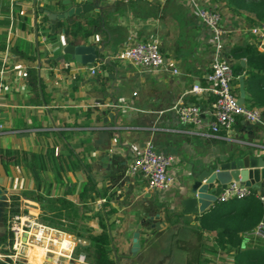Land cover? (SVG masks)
<instances>
[{
    "label": "crops",
    "instance_id": "crops-1",
    "mask_svg": "<svg viewBox=\"0 0 264 264\" xmlns=\"http://www.w3.org/2000/svg\"><path fill=\"white\" fill-rule=\"evenodd\" d=\"M63 1L0 0V150L1 158L5 160L2 163L8 164L6 170L0 163V180L7 183L8 192L11 185H17L23 208L29 211V207L32 218L42 222L39 203L26 195L36 186L29 171V161L32 154L46 156L53 150V158L60 162L59 167L49 165L46 172L49 182L54 184L53 191L77 202L85 210L84 214L88 216L86 223L93 228L94 234L102 231L99 213L106 215L110 207L117 210L106 216L109 218L107 222L113 223V229L109 230L112 238L116 237L115 229L124 222H134L137 228L144 218L155 216L152 215L154 206L159 210L161 222L166 223L164 218L169 209L179 215L182 226L187 219L193 226L198 224V214H182L181 202L189 196L186 192L188 175L203 160L216 157L224 160L236 151L237 147L218 150V143L238 146L244 141L246 145L248 140L255 139L257 129V124L250 122L248 125L247 120L239 117L233 137L241 139V142L209 137L203 135L208 131L207 127L199 130L196 125H185L173 109L179 100H183L202 108L204 122L211 119L209 110L213 101L209 102L210 96L191 92L194 85H206L212 58L209 29L203 26L187 0H169L164 4L149 0L127 3L109 0L106 8L110 12L106 23L109 32L96 21V14L90 18L58 20L53 29L46 11L64 12L67 6ZM197 1L201 6L225 13L223 17L228 24L230 19H234L230 16L232 12L224 8L223 0ZM236 18L234 21H242ZM75 25H80L81 30L90 34L75 37ZM240 26L232 32V44L229 46L236 76L235 94L239 96V76H244L246 106L259 108L264 113V106L250 103L251 90L264 85V73L261 72L256 80L251 77L248 59L237 57L246 45L257 46V40L248 33L245 23ZM62 34L66 45L60 42ZM130 37L132 41L158 38L162 53L178 72L171 69L149 75L141 73L130 63L115 60L114 55ZM69 44L104 47L102 54L111 57L118 68L115 87L110 88L112 81L107 80L114 66L102 67L104 62L98 58L91 65L78 63L71 54L64 52ZM237 46L242 48L235 52ZM92 54L84 52L85 56ZM99 64L97 73L92 75L90 67ZM236 64L240 67L236 68ZM113 97L119 100V106L111 104ZM89 112L93 122L87 125ZM146 141H152L158 151L174 154L179 160L176 172L180 182L164 199L148 191L147 182L141 175L127 173L132 157L139 153ZM249 143L261 145H256L258 149H254V154L264 157V137ZM107 152L112 157V169L122 171L121 189L118 191L106 186L102 178L106 169L97 162ZM79 162L82 167L74 174L73 163L78 166ZM61 166L63 170L59 172ZM56 174L57 178L53 179ZM89 174L96 182L98 195L86 203L78 195ZM30 180L34 182L32 190L27 187ZM105 190L111 197L107 208ZM65 239L63 245L67 247L69 242ZM33 246V249L43 250L45 255L44 247ZM31 255L29 262L34 264L32 260L39 254L33 250ZM62 264L78 262L70 263L66 259Z\"/></svg>",
    "mask_w": 264,
    "mask_h": 264
},
{
    "label": "built area",
    "instance_id": "built-area-1",
    "mask_svg": "<svg viewBox=\"0 0 264 264\" xmlns=\"http://www.w3.org/2000/svg\"><path fill=\"white\" fill-rule=\"evenodd\" d=\"M112 1L127 3L132 0ZM149 1L164 4L169 0ZM187 2L197 13L203 26L209 29L208 42L212 49L206 85H194L191 92L198 95L206 94L212 97L214 101L212 109L209 110L211 119L207 122L203 121L204 111L198 105L187 104L185 101L179 100L173 109L176 110L181 122L185 125H196L199 130L202 127H207L208 131L203 135L239 143L241 139L233 137V129L239 117L257 125L264 124V120L263 112L259 108L246 106V104L241 106L237 103L234 87L236 76L229 56V46L232 44L230 36L238 26L233 27V23L228 24L221 11L215 8L210 9L201 6L197 0H187ZM240 18L245 22L248 33L256 38L258 48L264 52V23H252L248 19L246 21L244 16ZM234 24L237 25L236 22ZM59 39L62 45H66V38L63 34L60 35ZM113 58L122 63H130L141 73L149 75H157L163 70L171 69L175 73L178 72L176 68L171 67V63L165 58L160 41L156 37H151L146 41H132V37H130ZM99 66L100 64L90 67L92 75L97 73ZM241 144H245V142L243 141ZM246 144L252 145L249 141ZM178 162L176 155L160 152L152 141H146L139 153L132 157L127 173L131 176L141 175L147 182L148 191L163 197L170 190L176 188L180 182L176 172ZM252 190V188L240 186L233 181L223 190L219 201L228 202L231 199H245L254 194L264 204V186L255 193ZM27 208L29 209L27 213L21 212V214L13 216L9 222L13 234V243L12 253L6 256L10 259L8 264H19L18 257L20 251H24L26 248L25 246L38 244L53 254L55 256L53 258L60 256L71 260L76 246L85 244L81 237L67 234L66 231L32 218V212L29 207ZM245 237L248 242H254L253 244H257V242L264 244V217L254 229L245 234ZM65 238L69 242L67 247L63 245ZM3 257L4 255L0 254V259ZM77 261L84 263L86 259L80 255Z\"/></svg>",
    "mask_w": 264,
    "mask_h": 264
},
{
    "label": "trees",
    "instance_id": "trees-1",
    "mask_svg": "<svg viewBox=\"0 0 264 264\" xmlns=\"http://www.w3.org/2000/svg\"><path fill=\"white\" fill-rule=\"evenodd\" d=\"M225 2L224 8L229 12H235L236 14H243L252 23H264V0H223ZM75 37L81 35L87 37L90 32L87 30H81L80 25L74 27ZM242 46H237L236 51H240ZM237 56L238 58L245 57L249 61L251 77H255L257 80L260 77L261 72L264 73V53L261 52L256 45H246L244 49ZM100 61H102L100 59ZM103 62V61H102ZM235 66V65H234ZM236 68L240 67L236 64ZM234 68V67H233ZM235 70V69H234ZM253 84V83H252ZM251 104L257 106H264V85L260 86L257 90H251ZM214 101L210 97L209 102ZM101 116H98L100 119ZM87 125L93 122L91 118V112L87 114ZM0 150V163L3 160ZM54 151H48L46 156L32 154L29 171L35 182V190L29 194H26L28 198L39 203L41 208L40 218L45 224L62 229L64 231L73 234L76 237H82L89 240L88 245L80 244L83 248L79 254L85 255V258L89 260L91 264H119L120 257H116L109 230L113 229V223L107 222L109 215L115 213L117 210L110 207L111 197L108 196L105 190L104 195L107 196L105 207H110L106 215L100 212V225L102 231L98 234H94L92 228L86 223L88 216L85 210L81 209L77 202H73L65 197V195L55 194L53 191V182H49L46 172L49 169V165L54 164L60 166L59 161L53 158ZM17 164V159H15ZM6 170H8L7 163H2ZM90 166V165H86ZM56 167V168H58ZM62 167V166H61ZM80 162L78 166L73 163V172L76 174V170L81 168ZM63 167L58 171L61 172ZM45 172V175H42ZM60 174V173H59ZM57 178V174L53 179ZM86 182L82 187L78 197L84 202L93 200L97 193L96 182L89 174L86 178ZM253 193L256 190H252ZM243 199H231L228 202L216 203L218 208L211 212L198 215V224H196L197 234L204 232L215 234L214 242L220 247L226 249L228 252L234 251L233 264H264V246H254V242H248L245 234L254 229L260 220L264 217V204L252 194L248 198L244 199L243 205H241ZM224 205L230 206L229 211L220 212V207ZM21 196L19 194H10V203L4 211L1 219L2 233L0 234V253L4 255V259H0V264H8L9 258L6 257L12 253L11 247L13 243V234L10 230L9 222L13 216L17 214L27 213V209L21 210ZM211 209V210H212ZM90 211V208H86ZM168 211V210H167ZM174 213L166 212V218L171 217ZM108 216V217H106ZM114 239V238H113ZM199 240V250L194 256L196 264H210V259L205 257V253L216 254V249L206 248L202 237ZM261 243V242H257ZM248 244H250L248 246ZM253 246V247H252ZM92 250V253L89 251ZM83 251V252H82ZM85 252V253H84ZM76 256V255H75ZM91 257V258H90ZM20 264V263H19Z\"/></svg>",
    "mask_w": 264,
    "mask_h": 264
},
{
    "label": "water",
    "instance_id": "water-1",
    "mask_svg": "<svg viewBox=\"0 0 264 264\" xmlns=\"http://www.w3.org/2000/svg\"><path fill=\"white\" fill-rule=\"evenodd\" d=\"M109 0H64L63 4L67 6L64 12H49V19L51 20L52 28H55L58 20H71L73 17L90 18L94 17L96 21L103 27L106 32H109L106 27L108 21L107 16L110 13L106 10ZM110 37V33H109ZM104 47L98 48L94 46H74L69 44L64 48L66 54H71L73 59L78 63H85L91 65L97 58L101 59L103 66L113 67V72L107 76V80H111L110 88H114L117 80L118 68L112 62V58L102 54ZM84 52L93 53L92 56H85ZM95 52V53H94ZM244 64V62H241ZM240 93L237 97V103L241 106L246 102V90L244 87V76H239ZM111 104L119 106V100L112 98ZM264 120V113H263ZM247 124H251L247 120ZM255 139L253 141L262 139L264 137V125L263 127L257 125L256 132L254 134ZM251 140H248L249 142ZM255 145L239 144V148L233 151L229 157L224 160L216 157L211 160H203L196 166L195 170H192L188 175L189 185L186 187V192H189V196L182 200L183 206L182 214L202 215L209 212L216 203L220 202L219 198L223 190L227 185L235 181L240 186H246L252 189L259 190L264 186V157L254 154V149H258ZM106 169L105 175L102 177L105 184L111 190L118 191L121 189L122 171L113 170L111 167L112 157L109 152L104 157L97 160ZM2 189L0 188V196L2 195ZM6 203V201H4ZM6 205V204H5ZM4 204H0V218L3 216ZM158 220V228L162 229L166 226V223L161 222L160 214H156ZM145 219V218H144ZM143 220L137 225V228L133 232L131 254L135 255L141 248V229ZM112 246L113 238L111 237ZM128 255V256H130Z\"/></svg>",
    "mask_w": 264,
    "mask_h": 264
},
{
    "label": "rangeland",
    "instance_id": "rangeland-1",
    "mask_svg": "<svg viewBox=\"0 0 264 264\" xmlns=\"http://www.w3.org/2000/svg\"><path fill=\"white\" fill-rule=\"evenodd\" d=\"M221 10V9H220ZM225 10V9H222ZM224 12V11H222ZM228 12L226 11V14ZM231 13V12H230ZM225 14V13H223ZM230 16L234 17V19H230L229 24L233 23V27L238 26L241 27L240 24L243 25L245 23L243 20L241 21L238 19V21H234L237 18L236 17H241L245 15L243 14H236L235 12H232ZM236 18V19H235ZM237 23V25L234 24V22ZM247 21V18H246ZM236 144L233 143H226L224 144L223 142L218 143V150L219 148L227 149L228 147L234 148L239 146H235ZM33 181H29L27 184L28 188H33ZM7 183L3 182L0 180V188L2 189V195L0 196V204H6L4 207V211L7 208L8 204L10 203V194H17V185H11V188H9L8 192V187ZM32 192V191H30ZM165 196L159 197V199H164ZM157 200V199H156ZM6 201V203H4ZM22 201V200H21ZM158 201V200H157ZM241 205L244 203V199L240 201ZM164 203V202H163ZM161 207H165L161 204ZM21 210H24L21 204ZM179 208V207H178ZM218 206L216 204L214 209H217ZM180 209V208H179ZM179 209L177 211H179ZM214 209L210 210L209 212L213 211ZM230 206L224 205L223 207H220V212H227L229 211ZM3 211V214H4ZM170 213H174L171 210L168 209ZM208 212V213H209ZM41 219V218H40ZM166 222V227L164 229H161L158 234H163L162 236L155 235L157 234V230L155 228H147V227H142L141 232H142V237H140V241L142 242L141 248L136 253L135 255H130L131 254V243H132V235L133 231L136 229V224L133 222L132 224H127L124 222L123 224L119 225L115 230L114 234H116V237L114 238L113 242V249L115 252L116 257H120L121 259L118 261L119 264H149L151 261V258L154 257L152 264H168L167 259L169 260L168 262L171 263L170 261V251L169 249H163L166 248L167 242L169 239L170 234H175L178 236L175 241V255H174V262L175 264H196L194 261V256L197 254L199 250V238L200 236L202 237V242H204L206 248H212L216 249V254H209L205 253V257L210 259V264H233L234 261V251L233 252H228L226 249L220 247L218 244L214 242L215 239V234L213 233H207L204 232L202 234H197L195 230L196 229V224L193 226L190 224V219H187L184 223V226L181 225V222L179 220V215L174 213L171 215L169 218H164ZM41 221L45 223L42 219ZM1 218H0V229L2 228L1 226ZM127 224V225H126ZM10 225V224H9ZM10 227V226H9ZM92 228V227H91ZM59 229V228H58ZM62 230V229H61ZM93 230V228H92ZM64 231V230H63ZM94 232V231H93ZM67 234H70L69 232L66 231ZM113 233V232H112ZM73 235V234H70ZM74 236V235H73ZM85 241V244L83 245H88L89 240L82 238ZM250 243V242H249ZM112 244V243H111ZM37 245V244H35ZM250 244H248L249 246ZM261 245L264 246V244L258 243L254 244V246ZM33 245L25 246L26 248L24 251H20L19 254V263L20 264H31L29 262V259L32 257L31 253L33 250H35L42 261V264H62L65 262L67 258L65 257H60L56 256V258L53 254L49 253L46 249L45 255L43 254V250L35 248L29 251L30 247ZM253 247V246H252ZM83 249L80 244L76 246V249L74 251L73 257L70 261V263H76L78 262L77 259L79 258L80 255H83L82 253L77 256L80 250ZM155 251V252H154ZM83 252V251H82ZM77 253V254H76ZM85 253V252H84ZM89 253H92V250L89 251ZM154 253V254H153ZM1 254V253H0ZM2 255V254H1ZM76 255V256H75ZM86 255V253H85ZM85 255H83L85 257ZM130 255V256H128ZM29 257V258H28ZM5 257L2 258V260ZM91 258V257H90ZM86 259V258H85ZM68 261V259H67ZM81 262H78V264ZM81 264H91L89 260L86 259L84 263ZM172 264V263H171Z\"/></svg>",
    "mask_w": 264,
    "mask_h": 264
},
{
    "label": "flooded vegetation",
    "instance_id": "flooded-vegetation-1",
    "mask_svg": "<svg viewBox=\"0 0 264 264\" xmlns=\"http://www.w3.org/2000/svg\"><path fill=\"white\" fill-rule=\"evenodd\" d=\"M159 210H158V208L157 207H153L152 208V212L154 213V214H152V215H155V216H152V217H147L146 219H144L143 220V222H142V227H147V228H155L156 230H157V234H155V235H158V236H162L163 234H158L160 231H162L161 229H159L158 228V220H156V214H157V212H158ZM151 212V213H152ZM156 217V218H155ZM166 227V226H165ZM164 227V228H165ZM164 228H162V229H164ZM176 238H178V236H176L175 234H170L169 235V239H168V242H167V246H166V248H163V249H169V251H170V261H171V263L172 264H175V262H174V255H175V253H176V251H175V241H176ZM141 245H142V242H141ZM155 252V251H154ZM154 254V253H153ZM154 257H152L151 258V261L149 262V264H152L151 262H153V259ZM169 260L167 259V263L168 264H171L170 262H168Z\"/></svg>",
    "mask_w": 264,
    "mask_h": 264
},
{
    "label": "bare ground",
    "instance_id": "bare-ground-1",
    "mask_svg": "<svg viewBox=\"0 0 264 264\" xmlns=\"http://www.w3.org/2000/svg\"><path fill=\"white\" fill-rule=\"evenodd\" d=\"M65 241H66V239H65ZM65 241L63 242L64 244L66 243ZM32 247H34V246H31L30 249H29V251L32 250ZM32 263H34V264H40V256H38L37 258H33Z\"/></svg>",
    "mask_w": 264,
    "mask_h": 264
}]
</instances>
